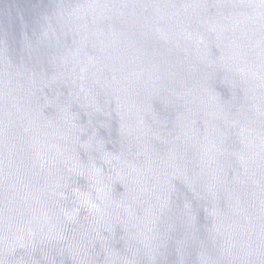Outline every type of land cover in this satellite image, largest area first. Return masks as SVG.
Returning <instances> with one entry per match:
<instances>
[{"label": "water", "instance_id": "95a60500", "mask_svg": "<svg viewBox=\"0 0 264 264\" xmlns=\"http://www.w3.org/2000/svg\"><path fill=\"white\" fill-rule=\"evenodd\" d=\"M0 264H264V0H0Z\"/></svg>", "mask_w": 264, "mask_h": 264}]
</instances>
